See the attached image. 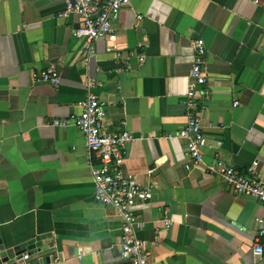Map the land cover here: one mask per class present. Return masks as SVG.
<instances>
[{
    "label": "crops",
    "instance_id": "obj_1",
    "mask_svg": "<svg viewBox=\"0 0 264 264\" xmlns=\"http://www.w3.org/2000/svg\"><path fill=\"white\" fill-rule=\"evenodd\" d=\"M64 6L0 0V248L29 251L28 264L124 262L121 220L94 198L84 135L73 120L51 124L78 115L93 83L106 121L134 134L126 172L153 186L135 209L139 235L158 237L148 264H264L254 251L264 204L207 168L221 158L264 179V0H131L91 55L75 35L80 18L59 17ZM197 37L207 146L205 165L187 170V140L172 135L186 120ZM46 67L58 86L32 79Z\"/></svg>",
    "mask_w": 264,
    "mask_h": 264
},
{
    "label": "built area",
    "instance_id": "obj_2",
    "mask_svg": "<svg viewBox=\"0 0 264 264\" xmlns=\"http://www.w3.org/2000/svg\"><path fill=\"white\" fill-rule=\"evenodd\" d=\"M65 6L59 17L75 14L80 23L75 29L76 37L83 40L87 55L95 50V42L101 37H111L113 25L119 18L124 6L131 0H64ZM138 16V19H141ZM194 52L190 67L187 91L184 98L185 123L175 135L187 140L189 162L187 170L205 165L207 139L202 127L199 101L208 81L207 48L203 38L192 39ZM32 79L48 82L56 86L60 77L56 69L46 67L32 72ZM89 83L88 94L79 103L80 112L70 118L53 119L52 125L66 127L71 120L76 122L85 139V147L90 156L91 177L94 181V198L97 202L111 206L121 220L120 256L121 264H148L150 247L158 237L148 240L139 235L143 224L135 209L150 202L153 198V186L142 184L134 175L125 170L127 149L134 134L127 129L114 128L106 121L108 114L106 101L92 91ZM237 104V103H235ZM209 170L219 175L238 194L255 198L264 204V179L257 175L254 167L242 170L221 158L213 160ZM264 223V219H261ZM254 251L264 254V225L255 237ZM29 251H21L9 264H28Z\"/></svg>",
    "mask_w": 264,
    "mask_h": 264
},
{
    "label": "water",
    "instance_id": "obj_3",
    "mask_svg": "<svg viewBox=\"0 0 264 264\" xmlns=\"http://www.w3.org/2000/svg\"><path fill=\"white\" fill-rule=\"evenodd\" d=\"M35 240H31L30 242L26 243L27 247H29V249H34L36 244H35ZM2 250V253L0 254V263L1 262H8V263H12V258L17 254L20 253L19 251V247H15L13 249H9V250H4L3 247L0 248ZM4 250V251H3ZM39 262H36L35 264H38Z\"/></svg>",
    "mask_w": 264,
    "mask_h": 264
}]
</instances>
